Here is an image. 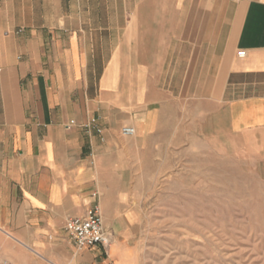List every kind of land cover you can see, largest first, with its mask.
Masks as SVG:
<instances>
[{
    "label": "crops",
    "instance_id": "1",
    "mask_svg": "<svg viewBox=\"0 0 264 264\" xmlns=\"http://www.w3.org/2000/svg\"><path fill=\"white\" fill-rule=\"evenodd\" d=\"M0 70L2 264H109L66 222L125 224L167 156L264 163V0H0Z\"/></svg>",
    "mask_w": 264,
    "mask_h": 264
},
{
    "label": "rangeland",
    "instance_id": "2",
    "mask_svg": "<svg viewBox=\"0 0 264 264\" xmlns=\"http://www.w3.org/2000/svg\"><path fill=\"white\" fill-rule=\"evenodd\" d=\"M201 148L196 159L167 156L155 197L117 210L125 224L105 218L109 264H264V163Z\"/></svg>",
    "mask_w": 264,
    "mask_h": 264
},
{
    "label": "built area",
    "instance_id": "3",
    "mask_svg": "<svg viewBox=\"0 0 264 264\" xmlns=\"http://www.w3.org/2000/svg\"><path fill=\"white\" fill-rule=\"evenodd\" d=\"M245 52L238 53V57L243 58ZM1 72V70H0ZM95 121L84 126L89 129ZM76 126L74 120L66 125L67 130ZM135 130L132 127L122 129L123 136H133ZM65 232L78 251L90 250L98 247L108 248L112 244L111 234L107 230L102 211L98 205L89 208L83 216L69 219L65 224ZM0 264H2L0 262Z\"/></svg>",
    "mask_w": 264,
    "mask_h": 264
}]
</instances>
